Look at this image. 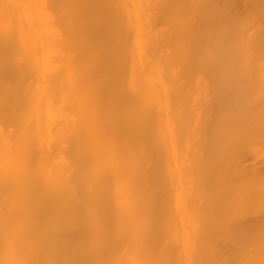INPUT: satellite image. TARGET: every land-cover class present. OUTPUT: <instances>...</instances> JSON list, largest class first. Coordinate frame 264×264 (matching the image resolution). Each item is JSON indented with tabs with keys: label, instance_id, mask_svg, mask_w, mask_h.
I'll return each mask as SVG.
<instances>
[{
	"label": "bare ground",
	"instance_id": "1",
	"mask_svg": "<svg viewBox=\"0 0 264 264\" xmlns=\"http://www.w3.org/2000/svg\"><path fill=\"white\" fill-rule=\"evenodd\" d=\"M0 264H264V0H0Z\"/></svg>",
	"mask_w": 264,
	"mask_h": 264
}]
</instances>
